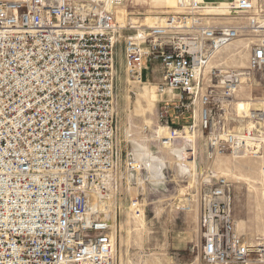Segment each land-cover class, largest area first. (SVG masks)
<instances>
[{
	"label": "built area",
	"instance_id": "2783aa9c",
	"mask_svg": "<svg viewBox=\"0 0 264 264\" xmlns=\"http://www.w3.org/2000/svg\"><path fill=\"white\" fill-rule=\"evenodd\" d=\"M126 2L0 0V264H118L117 220L103 215L120 44L135 83L157 67L161 139L194 164L185 180L199 186L200 264H264L263 237L252 243L236 228L232 183L206 165L264 152V101L246 117L235 109L242 84L264 87V0H233L221 15L206 14L203 0H176L155 26L121 18ZM240 39L247 64L228 67L222 52ZM241 118L248 124L234 127Z\"/></svg>",
	"mask_w": 264,
	"mask_h": 264
},
{
	"label": "rangeland",
	"instance_id": "374dc122",
	"mask_svg": "<svg viewBox=\"0 0 264 264\" xmlns=\"http://www.w3.org/2000/svg\"><path fill=\"white\" fill-rule=\"evenodd\" d=\"M206 1L207 7H213L230 4L233 0ZM126 5L129 17L137 19L136 22L138 17H145L141 15L159 16L176 9L175 0H127ZM243 42L239 40L222 52L226 66L247 64ZM116 65L117 159L114 173L118 175V186L114 193L109 190L108 195L110 209L117 219L118 264H200L199 186L187 185L185 176L190 184L193 180L187 173L179 172L178 160L185 148H164L155 135L159 128L155 85L160 81V73L153 66L145 78L146 84L132 81L126 73L122 44L117 47ZM239 94L241 111H245L247 103L253 99L263 105L264 87L256 89L244 83ZM247 124L248 121L241 118L233 126L241 128ZM136 141L145 144L150 156H157L155 160L160 161L161 167L155 171L157 178L153 179L152 166L149 167L138 154ZM130 159L141 161L144 169L141 172L130 170L127 167ZM199 161L202 165L206 163L201 154ZM206 165L213 176H225L233 185V214L238 232L252 243L259 242L264 235V152L257 158L226 153ZM136 199L142 204L140 215L132 206Z\"/></svg>",
	"mask_w": 264,
	"mask_h": 264
},
{
	"label": "bare ground",
	"instance_id": "6f19581e",
	"mask_svg": "<svg viewBox=\"0 0 264 264\" xmlns=\"http://www.w3.org/2000/svg\"><path fill=\"white\" fill-rule=\"evenodd\" d=\"M204 1V3L206 4V0H203ZM150 3V2H149ZM175 4H177L176 3V0H175ZM227 10L229 11V4H223V5H221V6H211V5H208V7H206V9H205V13L206 14H217V15H221V14H224L225 12H227ZM119 14H120V17L121 18H123V19H125L127 16V19L128 20H130L132 23H134V24H137V23H140V24H137V26H142V24L141 23H145V24H147V25H150V26H155V25H157L158 24V21L160 20V18H161V15H159V16H154V15H141V16H145V17H138V21L136 22V20L137 19H132V18H130L129 16H130V12L128 11V9H127V7L125 6V7H123L121 10H120V12H119ZM141 18H144L143 20L141 19ZM240 40H242V41H244L243 43H244V48L242 49L246 54H247V57H248V52H247V50H246V46H247V43H246V41L244 40V39H240ZM228 59V58H227ZM225 60H226V58H225ZM238 68H244L245 66H241V67H239V66H237ZM144 84H146V83H144ZM156 86V85H155ZM157 88V87H156ZM159 98H160V96L157 94V92L155 91V100H156V102L159 100ZM257 102H258V100H257ZM248 105L245 107V111H249V109L250 108H253V107H255L256 106V103L254 102V99L252 100V101H249L248 103H247ZM239 105H240V103H239V100L236 102V104H235V109H236V111L240 114V115H243V116H245L246 117V114H247V112H245V111H241L242 109L239 107ZM263 106V105H262ZM241 127V126H240ZM167 134V131H166V129L165 128H163L162 126L161 127H159L156 131H155V135H156V137H157V140L160 142V144L164 147V148H167V149H173V150H175V148L176 147H173V146H167V145H164V143H163V141H162V137H163V135H166ZM135 144H136V146H137V148H138V154H141L143 157H142V159L144 160V159H147L146 160V163H147V161H150V157L151 158H154V157H152V156H150V150L147 148V146L145 145V144H141V143H139V142H135ZM181 158V154H180V157H179V160H178V164H179V169H180V174H185V173H187V175L192 179V177H194L193 175H194V173L192 172V169H195V167H194V164H192V163H186V161H184V160H182V159H180ZM164 162V161H163ZM150 163V162H149ZM171 163H173V161H171ZM170 163V164H171ZM147 165H148V163H147ZM115 171H113L112 173H110L109 175H108V181H109V190H110V192L111 193H114L117 189H116V186L118 185V179H117V177H118V175H117V173L115 174L114 173ZM190 172H192V173H190ZM186 175V174H185ZM154 176V175H153ZM154 179V178H153ZM110 195V194H109ZM109 195H108V199H107V206H108V208H107V210H106V212L107 213H105L104 215H103V217L104 218H106V219H110L111 221H112V223L113 224H115V222H116V214H112V213H110V212H112L111 211V209H110V207H111V200H109ZM184 196V195H183ZM185 199H190V198H185ZM184 199V200H185ZM96 200H97V196L95 195V194H92L91 195V202H92V205H93V207L95 206V203H96ZM134 207H136V205H134ZM189 207V206H188ZM263 236V239H264V235H262ZM117 242H118V238H117ZM117 251H118V248H117Z\"/></svg>",
	"mask_w": 264,
	"mask_h": 264
},
{
	"label": "crops",
	"instance_id": "0c3cea01",
	"mask_svg": "<svg viewBox=\"0 0 264 264\" xmlns=\"http://www.w3.org/2000/svg\"><path fill=\"white\" fill-rule=\"evenodd\" d=\"M211 1H216V0H211ZM157 158V156L156 157H154L153 159H150V163L148 162V166L150 167V166H152V168H150V170L153 172V174H151V176H153V178L155 179V178H157V175H156V172L155 171H159V169H160V161H158V160H155ZM146 160L147 159H145V163H146ZM147 164V163H146ZM160 173V172H159ZM161 174V173H160ZM162 176V175H161Z\"/></svg>",
	"mask_w": 264,
	"mask_h": 264
}]
</instances>
